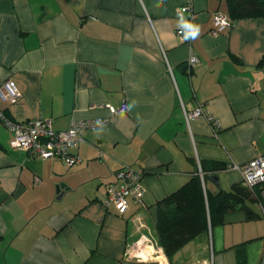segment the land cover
Here are the masks:
<instances>
[{
  "label": "crops",
  "instance_id": "1",
  "mask_svg": "<svg viewBox=\"0 0 264 264\" xmlns=\"http://www.w3.org/2000/svg\"><path fill=\"white\" fill-rule=\"evenodd\" d=\"M187 2L0 0V88L11 80L20 94L0 97V114L46 119L55 131L105 120L83 132L70 167L14 149L0 120V264H258L264 185L251 205L255 219L231 211L169 259L159 246L146 247L155 251L148 259H126L141 234L156 242V202L182 187L197 162L227 166L206 177L216 193L240 183L230 164L264 155V17L215 32L212 17L225 14V1L190 0L187 42L179 32L186 19L175 16ZM198 104L212 122L185 118ZM124 166L144 171L146 194L143 206L128 199L119 214L102 200Z\"/></svg>",
  "mask_w": 264,
  "mask_h": 264
},
{
  "label": "built area",
  "instance_id": "2",
  "mask_svg": "<svg viewBox=\"0 0 264 264\" xmlns=\"http://www.w3.org/2000/svg\"><path fill=\"white\" fill-rule=\"evenodd\" d=\"M175 16L186 19V28L180 33H184L187 42L190 41V31L196 20V13L192 9L190 0L179 7ZM212 22L215 32L223 31L231 27V22L226 14L216 11L213 14ZM198 62L194 55L188 58V65L192 67ZM0 97L15 102L19 99L14 83L11 80L6 81L0 88ZM110 113L123 112L124 108L114 109L108 107ZM203 117L208 122L213 119L203 110L202 104L185 113L187 120ZM0 120L3 125L12 134L11 146L14 149L24 151L25 153L37 156L41 159H59L66 167H70L79 161L74 150L82 141L83 132L89 129H98L105 123V120H77L72 121L68 129L64 131H55L49 120L35 119L30 121H11L0 114ZM198 174L202 178L199 162H197ZM228 168L236 170L240 174L241 183L249 189L257 185L264 184V155L257 156L243 165L230 164ZM143 170L132 166H124L114 173V180L106 185L105 195L102 203L105 207L113 206L115 210L122 214L128 207L127 200L130 199L139 206L144 205L146 189L142 183ZM264 196V193H263ZM157 247V243L150 236L141 234L139 238L132 242L126 250L127 260H143L150 258L152 253L145 252L146 247ZM258 264H264V247Z\"/></svg>",
  "mask_w": 264,
  "mask_h": 264
},
{
  "label": "trees",
  "instance_id": "3",
  "mask_svg": "<svg viewBox=\"0 0 264 264\" xmlns=\"http://www.w3.org/2000/svg\"><path fill=\"white\" fill-rule=\"evenodd\" d=\"M224 1L231 25L239 19L264 17V0ZM199 165L202 178L197 169L182 187L156 202L154 237L168 259L210 227L221 224L228 212L242 211L248 220L259 216L251 205L259 201L262 192L259 186L264 184L249 189L240 181L229 191L212 193L204 186L206 177L227 166L216 161H200Z\"/></svg>",
  "mask_w": 264,
  "mask_h": 264
},
{
  "label": "rangeland",
  "instance_id": "4",
  "mask_svg": "<svg viewBox=\"0 0 264 264\" xmlns=\"http://www.w3.org/2000/svg\"><path fill=\"white\" fill-rule=\"evenodd\" d=\"M149 250H150V249H149ZM150 251H151V250H150ZM150 251L147 252V250H146V248H145V252L149 253ZM152 251H153V250H152ZM153 252H154V251H153ZM151 253H152V252H151ZM161 260H162V259H160V261H161Z\"/></svg>",
  "mask_w": 264,
  "mask_h": 264
},
{
  "label": "water",
  "instance_id": "5",
  "mask_svg": "<svg viewBox=\"0 0 264 264\" xmlns=\"http://www.w3.org/2000/svg\"><path fill=\"white\" fill-rule=\"evenodd\" d=\"M61 187H62V185H60V186L58 187L57 191H59V189H61Z\"/></svg>",
  "mask_w": 264,
  "mask_h": 264
},
{
  "label": "clouds",
  "instance_id": "6",
  "mask_svg": "<svg viewBox=\"0 0 264 264\" xmlns=\"http://www.w3.org/2000/svg\"><path fill=\"white\" fill-rule=\"evenodd\" d=\"M193 35H195V32H193Z\"/></svg>",
  "mask_w": 264,
  "mask_h": 264
},
{
  "label": "bare ground",
  "instance_id": "7",
  "mask_svg": "<svg viewBox=\"0 0 264 264\" xmlns=\"http://www.w3.org/2000/svg\"><path fill=\"white\" fill-rule=\"evenodd\" d=\"M161 261H162V260H161ZM161 261H160V262H161Z\"/></svg>",
  "mask_w": 264,
  "mask_h": 264
}]
</instances>
